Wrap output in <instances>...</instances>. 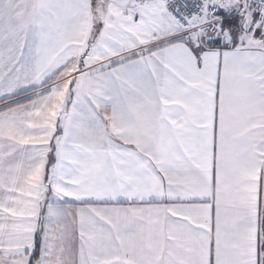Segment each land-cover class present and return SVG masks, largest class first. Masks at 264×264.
I'll return each instance as SVG.
<instances>
[{
  "label": "snow or ice",
  "instance_id": "6c2138e0",
  "mask_svg": "<svg viewBox=\"0 0 264 264\" xmlns=\"http://www.w3.org/2000/svg\"><path fill=\"white\" fill-rule=\"evenodd\" d=\"M0 264H264V0H0Z\"/></svg>",
  "mask_w": 264,
  "mask_h": 264
}]
</instances>
